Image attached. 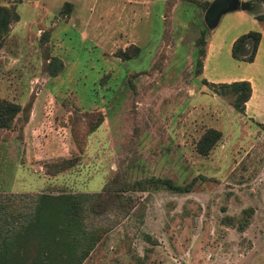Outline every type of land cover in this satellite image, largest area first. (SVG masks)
<instances>
[{
  "label": "rangeland",
  "instance_id": "374dc122",
  "mask_svg": "<svg viewBox=\"0 0 264 264\" xmlns=\"http://www.w3.org/2000/svg\"><path fill=\"white\" fill-rule=\"evenodd\" d=\"M210 1L15 4L19 18L0 46V98L28 111L0 128V197L24 208L40 192L96 193L114 180L133 199L125 214L110 203L89 212L104 232L82 264H264V49L251 62L230 53L239 34L264 33L255 18L264 0H245L251 9L208 28ZM202 30L213 52L204 74L203 60L195 65ZM51 56L62 62L56 75L46 70ZM247 76L253 91L238 112L212 83ZM208 127L221 135L202 155L195 144ZM59 158L75 161L47 173ZM157 178L193 183L176 191Z\"/></svg>",
  "mask_w": 264,
  "mask_h": 264
},
{
  "label": "trees",
  "instance_id": "16d2710c",
  "mask_svg": "<svg viewBox=\"0 0 264 264\" xmlns=\"http://www.w3.org/2000/svg\"><path fill=\"white\" fill-rule=\"evenodd\" d=\"M20 1L16 0L12 5L0 4V46L11 22L19 18L15 4ZM255 18L264 20V13L257 14ZM204 35L205 31L202 30L196 40L197 71L201 70L205 55ZM260 38L261 32L255 29L239 34L232 41L231 56L245 62L253 61ZM122 52L129 56L128 48ZM61 67L62 62L58 57L51 56L46 61V70L50 75H56ZM212 85L222 87V93L230 92L232 107L238 112H244L245 103L252 91L249 80L237 79ZM24 109L28 111V108H20L17 103L0 98V128H8L17 113ZM85 116L82 115V118ZM100 120L102 117L98 116L88 129H92ZM220 135V130L206 128L196 141V151L202 155L207 154ZM74 161V158H59L45 167L47 173L51 174L73 165ZM192 183L190 181L180 185L169 178H157L154 185L163 184L172 190L189 191ZM122 191L119 182L111 180L101 192L96 193L40 192L24 208L8 203L9 198L4 200L0 197V264H82L104 232L100 225L90 226L87 219L89 212L99 213L110 203L109 208L113 206L119 209L117 206H121L123 213H127L133 205V199L125 196ZM244 212L249 214L247 209ZM245 217L239 227L246 223Z\"/></svg>",
  "mask_w": 264,
  "mask_h": 264
},
{
  "label": "water",
  "instance_id": "95a60500",
  "mask_svg": "<svg viewBox=\"0 0 264 264\" xmlns=\"http://www.w3.org/2000/svg\"><path fill=\"white\" fill-rule=\"evenodd\" d=\"M253 5L245 0H211L204 10L203 19L208 28L216 26L220 16L235 9L249 10Z\"/></svg>",
  "mask_w": 264,
  "mask_h": 264
},
{
  "label": "crops",
  "instance_id": "0c3cea01",
  "mask_svg": "<svg viewBox=\"0 0 264 264\" xmlns=\"http://www.w3.org/2000/svg\"><path fill=\"white\" fill-rule=\"evenodd\" d=\"M261 33H262L261 39L259 41V44H258V47H257V51H256V54H255L254 60L259 56L261 50L264 49V33L262 31H261ZM212 54H213L212 47L209 48V49L207 48L206 49V52H205V57L203 59V74H204V70L206 69L205 67H206L207 61H209L211 59ZM240 78H243V77H240ZM245 78L250 80L251 76H247ZM252 91H253V89H252ZM249 100H250V97H249ZM248 101L246 102V106H247Z\"/></svg>",
  "mask_w": 264,
  "mask_h": 264
}]
</instances>
